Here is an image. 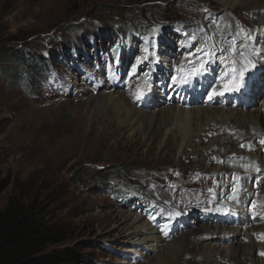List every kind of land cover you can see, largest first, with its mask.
I'll return each instance as SVG.
<instances>
[{"label": "rangeland", "instance_id": "374dc122", "mask_svg": "<svg viewBox=\"0 0 264 264\" xmlns=\"http://www.w3.org/2000/svg\"><path fill=\"white\" fill-rule=\"evenodd\" d=\"M255 2L264 6V0H0V48L10 51L0 58V174L10 180L0 209L13 195L33 203L56 238L50 249L76 247L82 257L77 264H233L229 257L247 244L241 253L249 255L246 264H264V173L259 168L255 180L246 178L253 165L247 161L242 179L227 175L233 170L223 165L234 161L221 157L223 141L204 133L202 115L191 110L217 105L264 112V55L257 54L256 67H249L242 84L247 92L240 95L224 92V72L205 66L211 51L230 50L222 38L230 28L254 34L234 44L238 56L243 41L264 48V19L258 22L248 11ZM17 51L30 58H19ZM189 56L198 66L175 70ZM201 65L208 71L191 78ZM182 77L192 83L191 95H223L214 104H193L178 88ZM146 83L148 90L141 88ZM139 89L143 96L149 92L144 104L136 103ZM110 93L123 94L150 120L137 124L133 118L129 128L109 131L104 142H96L89 127L103 109L95 97L87 99ZM172 107H178L176 116L168 113ZM257 135L264 136V128ZM243 139L237 159L264 164V146ZM223 188V197L235 192L231 202L226 199L237 200L231 211L224 212V199L213 193ZM204 192L221 201L212 203ZM205 212L227 220H203ZM132 216L150 232L131 234ZM207 226L229 233L221 240L193 237L182 252L185 241L179 237ZM148 236L159 239L148 246ZM173 240L181 250L177 258L166 252ZM193 247L217 253L207 262L205 254H192Z\"/></svg>", "mask_w": 264, "mask_h": 264}, {"label": "bare ground", "instance_id": "6f19581e", "mask_svg": "<svg viewBox=\"0 0 264 264\" xmlns=\"http://www.w3.org/2000/svg\"><path fill=\"white\" fill-rule=\"evenodd\" d=\"M222 1L226 2L228 4H230V3L233 4L235 1H238V0H222ZM248 11L250 13H254L253 18L257 19L258 22L262 21L264 19V6H262V5H259L258 3L255 2L253 6L249 7ZM238 27H242V25L239 24ZM234 28L228 29L223 36L221 35L222 38H224L223 39V44L226 45V47L230 46V50L229 51H223L221 49L220 51H211L210 52L211 54L207 55V57L205 59V66L208 65L211 68H213V70L215 69L214 70L215 74L218 73V70H222V72H224V78L227 79V82H226L225 86L222 89L224 92L227 91V89L230 86H234L235 85L237 87H240V90H239V95H240V94H242V92H247V85H242V84H244V78L243 79L240 78L238 70L240 68L244 67V66H247L248 68L252 66V64H246V62H244V61L251 60L252 63L256 64L257 63L256 60H258V55L257 54L264 55V48L260 47V48L256 49V48H254L252 46V44L250 42L246 43V42L243 41L241 43L242 44L243 56H238L237 53H238L239 47H235L234 44H239V40H242L244 38L243 37L244 34L245 35H249L250 37H253L254 34L251 33L250 31H247V30H244V31H242L240 33H234V32H236L234 30ZM236 30H239V28H237ZM216 32H218V31H216ZM262 32H264V29H262ZM263 47H264V44H263ZM222 53H225L227 55H224ZM186 58L187 59L179 61V63L178 62L176 63V65L178 67H176L175 70L180 69L182 66L187 67V65H190V66L192 65L191 67L198 66V61H197V59L195 57L189 56V57H186ZM180 59L181 58H179V60ZM259 60H260V58H259ZM234 69H236L237 71H233ZM240 81H243V83L240 82ZM148 82L152 83V78H150V80ZM191 84L192 83H179V86H178L179 89H181L183 92H185L186 96L188 95V96L191 97V103L193 102V104H196V103H199V102H201L203 100H206L210 104H214V103L218 102V98L221 95H216L215 97H214V95H212L213 98L211 100L204 99L203 96H200V95H198V96L191 95L192 89H193L191 87ZM150 85H148L146 83V87H141V88H144L145 90L146 89L148 90L150 88L149 87ZM139 91H140V94L138 96H140V98L137 99L135 97L136 103L139 100L140 104H144V100H146L148 98V93L149 92L144 91V95L145 94H147V95L143 96L142 89H139ZM130 96L131 97L133 96L132 92L130 93ZM94 97H95L96 101L99 104H101V108L103 109L102 113H100V115L97 116L98 118L94 119L91 122V124H90L91 126L89 127V133L97 135L96 142H99V141L100 142H104L103 141V139H105L104 136L109 131L119 132L123 128H125V129L129 128V126L131 124V121H133V118H134V123H137V124L138 123L139 124L140 123H144L146 120H150L148 118L149 115H148V113L146 111H144L142 109H138L136 106H134V104H131L128 101L127 97H125L123 94H118V93L117 94L110 93L108 95L100 94V95H97V96L95 95L93 97H88L87 101L91 100ZM231 99L232 98H229V100H231ZM254 99L257 100V97L254 98V95H253V100ZM152 100L153 99L151 97H149L148 101H152ZM180 100H181V97H180ZM184 100H185V98H183V101ZM124 102L128 106L127 107L128 110H129L128 114H126L123 111V108H124L125 105L122 104V103H124ZM248 102H250V100H248ZM215 106L216 107H212V108L211 107H206V106H204V107L199 106V108H193L191 110L192 111L195 110V111H197V113L202 115V119L201 120L204 121V127L206 126L204 128V130H203L204 133H207V132L216 133L218 140L223 141V143H222L223 153H221V157H225V160L228 157V158L231 159V161H234L232 167L229 166V164L228 165H223L222 170L223 169H225V170L226 169H229V170L232 169L233 171L230 172V174H227V175H231V176L241 175L239 178L242 179L244 175H247L246 170L244 168V164L247 161H251L253 163V165H251V167H249V166L247 167L250 170V174H248L246 176V178H248L250 180H255L257 178V174L259 173L258 172L259 168L262 170V173H264V164L257 163L252 158H246L245 160L244 159L243 160L242 159H237V157H238L237 155H242L243 154L242 152H240V153L238 152V151H241V149H244L243 148L244 144L242 145V143H241L242 142L241 141L242 138H244L243 141L246 142L245 144H247L249 139L254 137L251 140H254L256 142L255 147L259 146L260 149H261V145L264 146V136H261V135L258 136L257 135L258 129L259 128H264V118H263L264 117V112H262L261 109H259V108L258 109L255 108L254 110H249V109L248 110H243V109H240V108H237V109L236 108L235 109L231 108V109H228V110L226 109L225 110L223 107L217 108V105H215ZM177 108L178 107H172L171 110H168V113L170 112L171 113L170 115L176 116L177 113L175 111H176ZM104 110L106 111L105 115H103ZM180 110L185 111V110H188V109H180ZM126 112H127V110H126ZM211 115H212V117H211ZM232 115H233V117H232ZM228 119H230V121H228ZM122 124H124V125H122ZM258 137H259V139H257ZM240 143H241L242 146H240ZM234 171H236L238 173H236ZM227 178H229V176ZM226 184H228V183H226ZM226 184L224 185V188H225ZM224 188L222 190H220V191L219 190H215L213 193L217 197L221 194V200L224 199V201H225V202L222 201L223 207L222 206L221 207H222V210L224 212H226V210L228 211V210L231 209V208L228 209L230 206H235L234 204H236L237 200L234 201V204L233 203L228 204V201L231 202L232 199L234 198L235 192L232 193V195H228V196L223 197L222 193H223ZM204 193L207 194L206 197H209L210 199H212L211 198L212 196L208 195L207 192H204ZM177 196L179 197V199L183 200V196H182L181 193L179 195H177ZM202 196H203V194H202ZM227 198H228V201L226 200ZM236 199H238V196H237ZM220 201H217L216 199H212V203L213 202H220ZM197 202L198 203H201V202L203 203L202 198L200 197V195L197 196ZM238 204H239V202H238ZM187 207L189 209L191 208L189 203L187 204ZM242 207H243L242 205L239 206L240 209ZM179 211L181 213H183L184 210H179ZM204 211L205 210H203V212ZM204 216L202 217V214H201V218L203 220H204V218H207V219H210L211 221H214V222H217V223H222V222H225L227 220L223 216H218L217 214L210 215L209 213H206V212H205ZM131 218L133 219L132 226L134 225L136 227V230H134L131 234H133V235H144V234H146V232H150V230H151L150 226L148 224H146L145 221H142L141 219H139L140 218L139 216H132ZM260 218H264V213H262L260 215ZM180 219L185 220L187 223L190 224V219L187 216H180ZM177 230H178V227L176 226L173 233H175ZM216 230H218V229H216L214 227H211L209 229L208 226H207V229L206 228H200L198 230L191 229L188 234L181 235L179 237V239L181 237H183L184 241H185L184 244L182 243V245H184V248H183L182 252L185 251V247H187V245H189L190 242L192 243V241L190 239H192L193 237L197 238L196 239L197 241H200L202 239L204 240V239H206V237H207V239L208 238L212 239L214 237H216L217 239H220L221 237H223V236H225V235H227L229 233V229H227V231H224V229H219L218 231H216ZM248 230H250V229L248 228ZM252 230H253V228H252ZM254 230H255V228H254ZM237 232L238 231H235V230H234V232L231 231V233L234 234V235L237 234ZM232 234H230L228 236L232 237L233 236ZM165 235L166 236H170L169 232H165ZM171 235H172V233H171ZM148 237H150V239ZM148 237H146L148 239L146 241L148 246H149V243H151L150 244L151 246L153 245L154 239H157V240L159 239L158 236H155V238H152L153 236H148ZM226 239H223V240H226ZM252 242H254V241H252ZM175 243H176V241H174V240L168 242V246H167V250L168 251H166V252H167V255H169L171 258H177L179 256V254L181 253L180 252L181 250L179 251L177 249L178 246H176L177 248L174 246ZM170 246H174L175 249H170ZM246 246H248V244L247 245H240L239 249L238 250L236 249L234 251L235 253H232V257L231 258L229 257L228 261L232 262L233 264H237L238 262L239 263L244 262L246 264L247 261H250L249 255H247V253L241 254ZM211 247L210 248L207 247V249L205 251L203 249V252L200 249L197 250L195 247H193L192 251L194 249H195V251H193L192 254L193 253L194 254H198V255H201V254L204 255L205 254L204 256H206L207 262H208V259L209 258L212 259L214 257V255H215V253H217L216 251L212 250ZM256 260L257 259H254V261H256ZM153 264H157V263H153Z\"/></svg>", "mask_w": 264, "mask_h": 264}, {"label": "trees", "instance_id": "16d2710c", "mask_svg": "<svg viewBox=\"0 0 264 264\" xmlns=\"http://www.w3.org/2000/svg\"><path fill=\"white\" fill-rule=\"evenodd\" d=\"M0 49V58L10 53ZM15 53L19 58H30L22 51ZM9 184V178L0 174V197ZM54 243V234L33 203L13 195L0 209V264H77L82 260L76 247L50 249Z\"/></svg>", "mask_w": 264, "mask_h": 264}, {"label": "snow or ice", "instance_id": "6c2138e0", "mask_svg": "<svg viewBox=\"0 0 264 264\" xmlns=\"http://www.w3.org/2000/svg\"><path fill=\"white\" fill-rule=\"evenodd\" d=\"M246 64H252V68H255L256 65L254 63H252L251 60H247ZM208 69L207 67H205L204 65H201L199 68L194 69L191 73H190V77L191 78H195L196 76L199 75H203L205 72H207ZM233 71H237L236 69H234ZM239 76L241 79L244 78V76L246 75V73H248L249 71H251V69H249L247 66H244L242 68H240L239 70ZM147 75V74H146ZM175 81V77L173 78ZM179 83H187L188 80L184 79L183 77L178 81ZM240 87H236L235 89L229 88L227 89V91H239ZM142 95V94H141ZM217 95H223V93H217ZM140 96H137V99H139ZM212 96H209V99H211ZM234 179H239V177H234ZM256 206L255 201H253V207ZM180 213H176V215H179ZM151 218V217H150ZM165 227H167V225H165ZM262 255H264V253H262Z\"/></svg>", "mask_w": 264, "mask_h": 264}]
</instances>
